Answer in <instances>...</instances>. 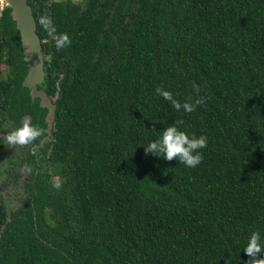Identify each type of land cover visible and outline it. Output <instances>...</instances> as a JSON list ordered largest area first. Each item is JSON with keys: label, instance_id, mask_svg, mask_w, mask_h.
Segmentation results:
<instances>
[{"label": "trees", "instance_id": "obj_1", "mask_svg": "<svg viewBox=\"0 0 264 264\" xmlns=\"http://www.w3.org/2000/svg\"><path fill=\"white\" fill-rule=\"evenodd\" d=\"M29 3L55 139L45 173L27 151L22 206L0 203V264H246L249 233L264 238V0ZM52 30L69 43L56 48ZM26 74L0 6V135L29 115L39 141ZM157 87L203 103L177 111ZM178 120L207 137L195 167L140 145Z\"/></svg>", "mask_w": 264, "mask_h": 264}, {"label": "clouds", "instance_id": "obj_2", "mask_svg": "<svg viewBox=\"0 0 264 264\" xmlns=\"http://www.w3.org/2000/svg\"><path fill=\"white\" fill-rule=\"evenodd\" d=\"M41 24L47 27V20L41 19ZM55 42L56 48H61L69 43L67 34L61 33L56 35L54 30L50 32ZM154 91L164 100L168 101L171 107L177 111L183 109L184 112H192L196 104L203 103V98L198 97L194 102L184 101L181 103L173 94L161 87H157ZM182 121H175L167 124L154 139L143 143L144 153L153 154L163 160L176 159L186 167L197 166L202 154L199 149H203L207 145V137L203 134L197 136L194 133H188L178 127ZM40 135V129L25 122L22 126L14 129L6 134V140L9 144H26L35 137ZM249 257L246 264H264V238L259 231H251L247 237L246 243L241 248Z\"/></svg>", "mask_w": 264, "mask_h": 264}, {"label": "water", "instance_id": "obj_3", "mask_svg": "<svg viewBox=\"0 0 264 264\" xmlns=\"http://www.w3.org/2000/svg\"><path fill=\"white\" fill-rule=\"evenodd\" d=\"M10 9L11 18L19 34V42L27 74L23 86L28 89L32 102L38 101L44 111V135L32 148V154L39 160V155L47 144L54 142V126L58 105L57 97L47 91L46 54L43 51V40L37 31V21L29 0H0V6ZM44 157V156H43ZM48 171L44 162L42 173Z\"/></svg>", "mask_w": 264, "mask_h": 264}, {"label": "rangeland", "instance_id": "obj_4", "mask_svg": "<svg viewBox=\"0 0 264 264\" xmlns=\"http://www.w3.org/2000/svg\"><path fill=\"white\" fill-rule=\"evenodd\" d=\"M6 134L0 135V142L3 145L0 149V203H3L8 212H12L21 207L28 196L27 185L25 184L28 170L23 164V157L25 159L27 156L26 149L30 147V142L23 145L9 144L6 140Z\"/></svg>", "mask_w": 264, "mask_h": 264}, {"label": "flooded vegetation", "instance_id": "obj_5", "mask_svg": "<svg viewBox=\"0 0 264 264\" xmlns=\"http://www.w3.org/2000/svg\"><path fill=\"white\" fill-rule=\"evenodd\" d=\"M31 117L29 116V115H25L23 118H22V121H21V123H22V125L25 123V122H28V123H30L31 124ZM38 141V140H37ZM37 141H35V139H32L31 141H29L30 142V144H29V146L30 147H28L27 149H26V151H28V149H30V152L32 153V148L38 143ZM44 156V157H43ZM42 158H47V156L45 155V154H42V155H39V160H37V164L38 165H40V166H43V160H42ZM23 164H24V166L26 167V169L28 170V176H27V178H26V182H25V184L27 185V182H28V179H29V176H30V174H31V170H30V168H29V166H28V164L26 163V160L24 159V157H23Z\"/></svg>", "mask_w": 264, "mask_h": 264}]
</instances>
